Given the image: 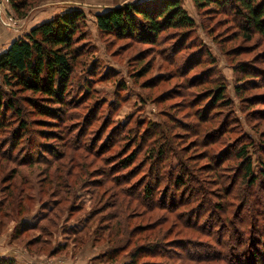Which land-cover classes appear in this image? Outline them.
Segmentation results:
<instances>
[{"label": "rangeland", "instance_id": "1", "mask_svg": "<svg viewBox=\"0 0 264 264\" xmlns=\"http://www.w3.org/2000/svg\"><path fill=\"white\" fill-rule=\"evenodd\" d=\"M134 1L29 0L20 17L0 0L1 49L74 7L86 13L87 35L64 100L19 89L15 101L28 128L15 112L3 119L0 257L16 264H264V85L236 69L264 70V40L248 39L230 6L202 10L193 0H181L196 20L193 34L169 28L151 45L99 31L98 12ZM198 39L214 61L199 59ZM214 81L226 85L232 106L206 100ZM0 88L12 98L1 73ZM151 122L170 134L171 155L182 154V161L170 158L173 171L146 157L156 137ZM242 144L253 185L233 153ZM219 152L222 162H212ZM180 164L189 172L186 186L176 182ZM165 168L175 175L165 179ZM144 182L153 198L144 196Z\"/></svg>", "mask_w": 264, "mask_h": 264}, {"label": "trees", "instance_id": "2", "mask_svg": "<svg viewBox=\"0 0 264 264\" xmlns=\"http://www.w3.org/2000/svg\"><path fill=\"white\" fill-rule=\"evenodd\" d=\"M193 1L196 7L202 10L212 3L220 6L221 9H226L230 6L231 10L229 11L234 13H232L233 19L236 20L240 31L248 39H251L253 37L252 34H255L264 40V0ZM10 2L20 17H24L31 6L28 3L29 0H10ZM85 21V11L79 7H74L38 24L29 32L15 38L9 47L0 54V73L3 76L5 85L10 87L12 94V98H10L0 88V130L4 125L3 119L9 111L13 114L15 112V117L20 118L21 129L25 131L29 126L28 122L24 119V110L15 101V95L19 89L23 90V92L32 93V96L39 95L51 100H58V102L64 100L63 96L73 79L76 64L82 55H85L82 48V41L87 38L86 31L83 29ZM96 23L99 31L103 34L119 37L132 36L136 40H140V42L151 45L156 44L159 41L160 34L169 28L186 29V32L190 31L193 34L197 26L196 20L184 8L181 0H138L123 6L107 8L96 14ZM198 42L201 44L200 47L202 49L196 51L199 54V59L206 56L209 60L214 61L212 53H210L211 51L209 52L208 50L209 48L207 49L200 39H198ZM236 69L239 73H245L246 76L253 79L249 83H254L255 86L264 85L263 69L259 70L248 65H241ZM200 75H196L194 79H198L196 77ZM203 80L205 81L206 79ZM199 82L200 80H197V83L193 80L195 85H199ZM245 88V84L242 83L236 87L237 94L241 98L244 97L243 92ZM211 90V95L206 99L207 101L210 100L209 103L211 105L232 106V100L226 95V85L220 81H214ZM30 106L38 110L39 113L46 114V111H43L44 108L42 109L33 100ZM48 116H53V113H49ZM140 121L137 120V123ZM147 124L151 131L156 132V137L150 141L151 146H147L146 157H154L159 161L162 168L165 166L169 168L170 166V169L173 171L172 164L174 159L170 161V158L174 157L175 160L182 161V154L171 155L172 149L169 143H167L168 141L165 140L170 137V134L164 132L161 125L152 122ZM180 127L182 126L180 125ZM144 138L148 139V136H144L142 142ZM233 153L237 160H239L238 167L243 170L242 179L250 183V185L255 184L257 176L254 174L253 160L248 155L247 146L242 144ZM215 155H219L220 158L216 159ZM215 155L214 159H211L212 162L221 163L222 154L219 152V154ZM224 159L226 158L224 157ZM167 168L162 170L165 179L167 176L175 175L172 174V171L170 173L166 171ZM262 168H264V164ZM177 170L176 182L180 186H186L188 184L187 174L189 172L184 164H180ZM218 174L216 171L213 178L214 180H218L217 182H220ZM143 185L145 186L144 196L146 198H153L156 194L154 189L150 187L148 182H144ZM226 222H229L228 218ZM260 225L258 227L259 230ZM252 237L253 235L250 234L246 238L248 240V238L252 239ZM255 252L257 251H253L252 254L259 258V252L258 256ZM249 260L252 259L248 257L246 262ZM255 260L253 258V261ZM0 264H16V262L12 258L0 257Z\"/></svg>", "mask_w": 264, "mask_h": 264}, {"label": "crops", "instance_id": "3", "mask_svg": "<svg viewBox=\"0 0 264 264\" xmlns=\"http://www.w3.org/2000/svg\"><path fill=\"white\" fill-rule=\"evenodd\" d=\"M34 25V24H33ZM29 27H32V26H29ZM4 39V38H3ZM3 39H0V42L3 40ZM10 43L9 44H6L4 48H0V53H2L3 51H5L8 47H9Z\"/></svg>", "mask_w": 264, "mask_h": 264}]
</instances>
